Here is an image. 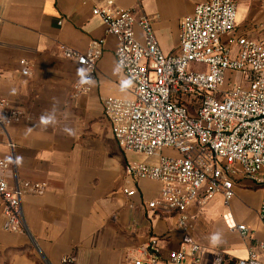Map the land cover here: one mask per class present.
Returning a JSON list of instances; mask_svg holds the SVG:
<instances>
[{
	"label": "crops",
	"instance_id": "crops-1",
	"mask_svg": "<svg viewBox=\"0 0 264 264\" xmlns=\"http://www.w3.org/2000/svg\"><path fill=\"white\" fill-rule=\"evenodd\" d=\"M206 1L0 0V102L6 104L0 116L11 111L25 116L0 126V159L10 164L5 173L10 187L46 188L44 195L22 198L26 235L3 229L0 198V264H63L66 257L72 259L67 264H135L147 261L142 251L152 240L157 264H170L169 254L182 246L178 217L147 208L159 194V182L130 180L126 174L128 162L145 159L118 146L102 100H131L134 84L117 65L116 38L92 11L146 16L159 47L171 54L178 52L184 18ZM236 27L264 41V0H238ZM135 33L144 39L138 27ZM93 40L104 41L96 79L88 94L74 98L81 68L61 47L83 53ZM22 60L30 65L29 76L22 75ZM42 115L49 125L40 123ZM133 188L136 195L127 197L125 190ZM263 203L264 183L244 180L229 204L218 195L203 210H193L191 235L203 248L200 264H236L250 250L260 260ZM236 224L250 228V239L231 230ZM182 264L193 263L187 258Z\"/></svg>",
	"mask_w": 264,
	"mask_h": 264
},
{
	"label": "built area",
	"instance_id": "built-area-1",
	"mask_svg": "<svg viewBox=\"0 0 264 264\" xmlns=\"http://www.w3.org/2000/svg\"><path fill=\"white\" fill-rule=\"evenodd\" d=\"M237 4L238 0L198 4L181 23L179 49L171 54L159 47L146 16L123 10L92 11L106 26V33L116 38L117 65L134 84L131 100H102L103 116L118 146L145 159L128 162L126 174L130 180L159 182V194L147 208L178 217L182 246L169 254L170 264H182L187 258L200 264L203 248L191 235L193 210H203L218 195L229 204L244 180L264 183V41L237 32ZM135 27L143 32L142 41ZM61 51L81 68L72 87L74 98L88 94L104 41L93 40L83 53L67 46ZM20 65L22 75L29 76L28 62L22 60ZM0 106L6 104L0 102ZM24 117L21 111H11L0 116V126ZM9 168L0 159L3 229L26 235L22 198L44 195L46 188L41 184L10 187L5 178ZM125 194L131 198L136 189H126ZM258 217L264 226V203ZM231 230L250 239L251 230L244 224ZM156 243L152 240L142 251L147 261L135 264H157ZM258 248L264 253V241ZM70 262V257L62 260ZM236 264L264 262L250 250Z\"/></svg>",
	"mask_w": 264,
	"mask_h": 264
},
{
	"label": "clouds",
	"instance_id": "clouds-1",
	"mask_svg": "<svg viewBox=\"0 0 264 264\" xmlns=\"http://www.w3.org/2000/svg\"><path fill=\"white\" fill-rule=\"evenodd\" d=\"M40 123H41L42 125H44V126H47V125H49L50 120H49L46 116H43V115H42V116L40 117ZM69 134H70V135L72 134L70 130H69ZM21 161H22V157H17L15 163L19 164ZM213 239H214V238H213Z\"/></svg>",
	"mask_w": 264,
	"mask_h": 264
},
{
	"label": "rangeland",
	"instance_id": "rangeland-1",
	"mask_svg": "<svg viewBox=\"0 0 264 264\" xmlns=\"http://www.w3.org/2000/svg\"><path fill=\"white\" fill-rule=\"evenodd\" d=\"M240 81L239 78H237V82ZM167 154H170L171 152L169 151H166ZM261 262H264V253L261 254V259H260Z\"/></svg>",
	"mask_w": 264,
	"mask_h": 264
}]
</instances>
